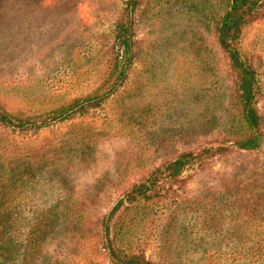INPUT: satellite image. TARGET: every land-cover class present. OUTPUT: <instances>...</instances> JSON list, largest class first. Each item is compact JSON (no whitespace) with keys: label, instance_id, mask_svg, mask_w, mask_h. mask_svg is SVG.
Listing matches in <instances>:
<instances>
[{"label":"rangeland","instance_id":"1","mask_svg":"<svg viewBox=\"0 0 264 264\" xmlns=\"http://www.w3.org/2000/svg\"><path fill=\"white\" fill-rule=\"evenodd\" d=\"M127 1L0 0L5 110L90 94L119 50ZM231 1L145 0L129 18L124 81L99 108L36 132L0 125V234L14 264H111L107 239L154 264H264V144L189 170L164 205L110 216L139 179L227 135L232 80L211 28ZM240 48L261 59L264 112V20Z\"/></svg>","mask_w":264,"mask_h":264},{"label":"trees","instance_id":"2","mask_svg":"<svg viewBox=\"0 0 264 264\" xmlns=\"http://www.w3.org/2000/svg\"><path fill=\"white\" fill-rule=\"evenodd\" d=\"M144 2L145 0L127 1L124 18L112 32L115 44L113 47L118 45L119 50L113 49L114 57L108 63L101 82L90 94L49 112L30 115L6 111L0 102V125L18 128L20 131L36 132L55 120L62 122L77 114L82 115L91 109L99 108L124 81L131 61L129 50L132 20L129 18ZM226 4L223 12L212 19L211 30L226 59L232 80L230 103L234 113L230 127L226 130L227 135L221 134L211 143L212 146L181 154L176 160L139 179L126 191L124 198L118 202L110 216L120 209L123 214L138 206L146 208L164 205V202L175 197L192 178V175L187 174L189 170L200 171L207 168L213 159L226 157L234 152H256L264 144V112L258 107L262 97L259 79L261 59L256 53L244 54L240 48L244 31L264 20V0H232ZM110 216L107 224L112 218ZM105 231H108V226ZM111 243L107 239L105 245L109 250L111 264H154L147 261L141 252H127L112 246ZM8 245L0 234V264L15 262L6 248ZM258 247L261 250L256 249L255 255L261 262L264 241L259 243Z\"/></svg>","mask_w":264,"mask_h":264}]
</instances>
